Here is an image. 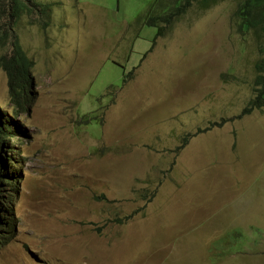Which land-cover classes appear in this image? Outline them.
Here are the masks:
<instances>
[{
    "label": "rangeland",
    "instance_id": "obj_1",
    "mask_svg": "<svg viewBox=\"0 0 264 264\" xmlns=\"http://www.w3.org/2000/svg\"><path fill=\"white\" fill-rule=\"evenodd\" d=\"M0 1V56L16 37L32 61L15 116L0 68V264H264V106L246 111L264 38L243 0L194 1L157 37L155 0H24L10 18Z\"/></svg>",
    "mask_w": 264,
    "mask_h": 264
},
{
    "label": "trees",
    "instance_id": "obj_2",
    "mask_svg": "<svg viewBox=\"0 0 264 264\" xmlns=\"http://www.w3.org/2000/svg\"><path fill=\"white\" fill-rule=\"evenodd\" d=\"M194 1L199 2L201 7L207 8L220 0H155L151 4V9H156V12L154 14H148L145 23L156 26L157 31L155 37H157L163 32L167 26L166 24L180 16ZM28 2V4L35 7L29 0ZM36 6L38 7V5ZM46 6H41L39 10L41 12L47 11ZM30 10L31 8L28 7L24 0H8L6 14L10 18L13 16L16 17L24 11L30 12ZM237 15L245 31L252 29L258 38H264V0H243L237 9ZM5 26H0L2 37H8L10 34L8 29H11V27L8 26L6 29ZM10 44L8 53L0 56V68H2L7 77L8 103L11 104L14 113L13 116H15L19 111L27 112L29 103L31 102V93L28 91H30L32 81L30 72L32 61L24 52L16 37L11 39ZM257 69L259 70V74L255 80V97L251 100L250 107H247L246 111L251 110L252 107L260 108L264 106V63L263 65H258ZM10 130L9 125H7V120L4 119L0 112V247L12 238L14 231L13 224H10V221H12L10 215L11 209L8 206V201L6 202L7 199L4 198V196L6 198H8L7 196L11 197L9 192H12L11 188L16 185V176L8 170V160L12 159V154L8 155L4 150L7 140L10 138L9 135L12 131ZM238 235L239 233L235 232V240H237Z\"/></svg>",
    "mask_w": 264,
    "mask_h": 264
},
{
    "label": "clouds",
    "instance_id": "obj_3",
    "mask_svg": "<svg viewBox=\"0 0 264 264\" xmlns=\"http://www.w3.org/2000/svg\"><path fill=\"white\" fill-rule=\"evenodd\" d=\"M10 207V209H11V206H9ZM12 210V209H11ZM10 215H11V212H10ZM10 224H13V222L12 221H10Z\"/></svg>",
    "mask_w": 264,
    "mask_h": 264
}]
</instances>
